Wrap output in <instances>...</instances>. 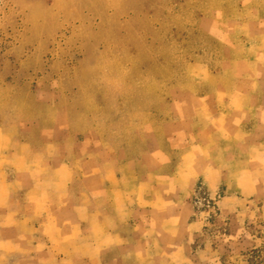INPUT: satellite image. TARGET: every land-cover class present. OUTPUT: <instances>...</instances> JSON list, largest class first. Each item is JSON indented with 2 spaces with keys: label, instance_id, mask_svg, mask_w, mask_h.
<instances>
[{
  "label": "crops",
  "instance_id": "crops-1",
  "mask_svg": "<svg viewBox=\"0 0 264 264\" xmlns=\"http://www.w3.org/2000/svg\"><path fill=\"white\" fill-rule=\"evenodd\" d=\"M247 1L226 34L240 42L172 92L179 119L146 129L137 157H54L0 127V264H181L198 184L222 208L264 186V0Z\"/></svg>",
  "mask_w": 264,
  "mask_h": 264
},
{
  "label": "rangeland",
  "instance_id": "rangeland-1",
  "mask_svg": "<svg viewBox=\"0 0 264 264\" xmlns=\"http://www.w3.org/2000/svg\"><path fill=\"white\" fill-rule=\"evenodd\" d=\"M247 5L0 0V127L54 157L91 154L99 144L137 157L146 129L179 119L172 92L189 88L200 65L217 68L218 47ZM243 190L222 208L197 185L190 202L199 223L181 264H264V186Z\"/></svg>",
  "mask_w": 264,
  "mask_h": 264
}]
</instances>
